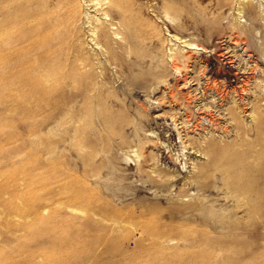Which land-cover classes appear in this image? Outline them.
<instances>
[{
    "label": "rangeland",
    "instance_id": "1",
    "mask_svg": "<svg viewBox=\"0 0 264 264\" xmlns=\"http://www.w3.org/2000/svg\"><path fill=\"white\" fill-rule=\"evenodd\" d=\"M3 1L0 0V6ZM140 2V13L144 9L146 13L141 16L154 21L156 29H141L142 35L134 45L135 59L124 62L125 69L109 66L101 56L104 62L101 70L94 59V52L99 53L100 46L94 44L86 21L95 12L91 3H84L77 22L63 25L57 31V43L52 42L53 49L50 47L53 54L43 63L31 57L25 64L28 79L36 77L41 70L45 72L49 66L54 68L58 77L51 98H58L60 101H55L62 102L59 106L42 110L36 108L33 100L24 104L14 98L6 100L3 93L12 94L14 87L0 82V143L3 144L0 184L7 172L17 169L12 191L19 195L16 201L22 204L19 212H15L2 202L10 198L8 193L0 194V248L6 254L13 253L10 251V247L15 251L13 244L27 242L28 246L21 244L24 252L18 255L17 264H21L20 260L22 264H51L43 252L51 249L57 254L62 237L41 233L42 225L38 222L41 219L51 226H61L73 242L76 252L59 264H264V208L254 209L256 190L247 188L246 204L237 209L235 194L224 184L242 181L251 185L254 176L247 169L223 174L218 169L220 158L207 162L210 156L197 145L213 136L226 142L235 140L238 146L248 143L249 149L264 147L263 133L249 135L232 126V114L241 125H254L250 106L230 110V106L238 103L249 104L257 94L255 85L264 83V57L259 59L262 62L243 88L242 73L256 65L244 49L227 43L226 51L234 62L221 64V57L218 65L208 62L215 52L216 40L211 41L206 51L192 50L184 43L199 39L191 27L184 31L172 29L170 25L178 21L152 11L148 6L155 2ZM235 8L231 4L221 19L224 27L234 23L231 18L238 17ZM10 9L0 7V19ZM257 20L264 26V5L258 10ZM240 21L250 24L244 17ZM59 32L62 35L58 37ZM112 36L121 41L120 34ZM79 43L92 62L84 69L86 72L81 64H75L71 74L68 51ZM175 50L188 60V65L181 58L171 60L169 55ZM229 68L240 72L239 75L225 76L223 72ZM100 72L104 76H99ZM84 74H89L85 80ZM75 75L78 89L74 92L79 95L86 92L90 97L93 88L101 86L102 77L111 81L103 87V99L111 104L110 108L116 109V104L122 107L114 112L120 125H105L101 107L95 106L94 114L93 104L85 115L81 113L83 109L79 105L83 101L68 93L69 85L73 84L71 77ZM234 88L241 92L235 93ZM72 101L76 102L75 108ZM259 105L264 112V98ZM242 159L255 164L257 158L242 155L238 162ZM197 165L207 166L208 175L203 181L212 184L210 188L203 190L196 183L190 184ZM26 172L35 175L33 198L36 203L39 201L35 211L25 208ZM76 195L91 200L90 206L74 199ZM199 201L204 206L189 211L198 218L187 211L183 217L168 214ZM81 207L90 210L83 213ZM201 215L217 223L202 220ZM66 219L73 225L67 226ZM252 220L258 224L253 225ZM113 221L121 224L120 227ZM30 226L34 228L29 230ZM175 227L186 228L187 235L169 240L160 234ZM81 230L85 234L80 245L76 235ZM27 231L36 233L34 239ZM79 248H85L86 253H78ZM29 249L34 258L27 255Z\"/></svg>",
    "mask_w": 264,
    "mask_h": 264
},
{
    "label": "bare ground",
    "instance_id": "2",
    "mask_svg": "<svg viewBox=\"0 0 264 264\" xmlns=\"http://www.w3.org/2000/svg\"><path fill=\"white\" fill-rule=\"evenodd\" d=\"M152 2L155 3L148 6L152 8V11H160L166 18L170 19L171 21H178L174 25H170L172 29L184 31L187 30V28L191 27V29L194 31V33H196L199 39L197 41H184V43H186L187 46L191 47L192 50L206 51L207 48L211 46V41H217L215 45H213L215 52L207 59L208 62L213 61L218 65V59L219 57H221V64L223 61H226V64L233 63V57L231 55H228V51H226V48H228V45H226L227 43L230 46L233 45V47L235 48L241 47V49H244L248 54V57L254 60L256 64L254 67L247 69L249 71L242 73V77H244V79L242 80L241 84L242 87L245 88V86L248 84L250 75L255 73V71L257 70V66L260 64V62H262L259 59H261L262 56L264 57V26H262L257 20L258 10H260V8L264 5L263 0H149L148 3ZM84 3H91L90 7L94 8V15L90 16L86 23L89 24L88 30L91 33L90 36L93 37L92 40H94V44L96 46H100V52H94V59L99 64L101 70H104V62H106L109 66L114 65L118 69H125L124 62H126L128 59L129 62H132L135 59L136 53L134 50V45L139 35H142L141 29H156V24L154 21H151V19L148 17L143 18L141 16V14L145 13V9L142 13H140L142 10V7L140 6V0H4L1 3L0 7L6 8L7 6H9L11 9L10 11L8 10V13L5 14V17H2L0 19V82L5 83L6 85H8V87H14V91L12 92V94L3 93V98H5L6 100L14 98L16 102L21 101L23 104L33 100V102H35L36 108H42V110L56 108L57 106H59V103H62L57 102L60 101L57 100L58 98H53L54 100L51 98V93L56 88V86L53 84L55 81H57L58 77L53 71L54 68L49 66V69L45 70V72L44 70H41L36 77L28 79L25 74V64L30 62L29 59L31 57H35L40 63H43L53 54L51 50L53 48L51 45L52 42L57 43V31L63 25L67 26L73 24V22H77L79 16L82 13ZM156 4H158L159 7H157ZM231 4L236 7L235 9L236 11H238V17L234 16L233 18H231L232 20H234V23L227 24L224 27L221 19L225 18L226 11L230 9ZM148 7L146 6V9H148ZM95 15L97 16L94 17ZM241 17L246 18L250 22V24L247 25L246 23H242L240 21ZM258 32L260 34L259 37H257ZM119 34L121 35L120 42L116 41L112 36H117ZM61 35L62 33L59 32L58 37ZM179 52L180 51L175 50L173 54L169 55L171 60H176L178 58L183 59V56L180 55ZM101 56H104V62H102ZM68 61V66L70 67L71 74H73L75 69L74 67H76L77 64H81L82 71L86 72L84 71V69L87 66L91 65L92 59L91 56H87L86 53L83 52V47L81 43H79L72 45L69 48ZM182 62L183 64H185V66L188 65L187 59H183ZM131 68V65L127 67L128 70H130ZM177 69H180V67H177ZM239 73L240 72L232 71L230 68L224 70L223 72L225 76H238ZM85 75L86 74H84V76ZM88 75L89 74H87V77L85 78L83 77V79L85 80L86 78H88ZM100 75L104 76L102 72L99 73V76ZM79 77L82 78V74ZM83 79L82 81L85 83ZM71 80H73V84L69 85L68 93L69 95H77L78 101H83L80 105L78 102L79 107L83 109L80 110L82 111L81 113H84L85 115L86 110H91L93 104L92 112L94 114L95 112H97L95 106L101 107L100 111L103 114L105 125H111L112 123L119 122V118L114 112L122 107L116 104V106H118L115 107L116 109L112 107L110 108L111 104L109 105L105 101V99H103V87L111 82L109 81V79H107L106 77H102L100 81L101 86L99 85L97 88H93V94L91 95V97L88 96L86 92H82L81 95L74 92L78 89V87H75L76 75L75 78H73L72 76ZM28 83L29 86H26ZM262 83L263 81L255 85L254 89L257 94H255L252 101L248 102L249 104L244 103L240 105L238 103L234 106H230L231 112H234L235 109L242 110L247 105L250 106V111L252 113V122L254 124L251 127L241 125L237 117L233 116V114L231 117V119L234 121L232 126L235 129L242 130L249 135L251 132H253L256 136L260 133L264 134V112L260 110L259 105V102L264 98V83ZM234 92L239 93L241 92V90L239 89L238 92L234 88ZM71 104L72 108H75L76 102L72 101ZM89 104L91 106L90 108L87 107ZM80 121L82 122L83 120L81 119ZM178 138L180 137L178 136ZM255 139L257 140V138ZM197 145L198 149L204 152L207 157L210 156L207 162H212L213 160L220 158L222 163L218 169L223 172V174L229 175V173H231L232 171L235 172L241 169H247L249 171V174L254 176L255 180L252 181L251 185H247L242 181L237 183L227 181V183H224L227 188H230L232 194H235V198L237 199V204L235 207L237 209L242 207L244 208L246 204V201H244L245 193L247 192V188L249 187L253 188L254 191L256 190L254 197V201H256L254 204V209L257 211L264 208V147L249 149L251 147L248 143L238 146L239 142L235 140L226 142L213 136L209 137L205 141H202L201 143H198ZM1 146H3V144L0 143V147ZM240 147L242 150H239ZM242 155L244 157L247 155L253 160L257 158L256 163L253 164L252 162H243V159L239 163L238 158L242 157ZM196 168L197 171L192 174V181L190 184H192V182L193 184L196 183L198 184V187L203 190H205L206 188H210L212 184L208 185L203 181L207 178L208 175L207 166L197 165ZM17 171L18 170L15 169L7 172L6 179L2 184H0V194L7 192L10 197L7 200H2V202H4L3 204H5L7 208L15 212H19L22 205L20 201V203L17 202L19 195L12 191L14 176L16 175ZM25 174L28 184L26 193L24 195L25 208L27 210L35 211L36 204L39 202L37 200L38 202L36 203V198H33L36 194V190L33 187L35 175L30 172H26ZM73 198L85 203L84 206L89 205V202L91 201L85 197L83 198L82 196L77 195L73 196ZM202 206H204V203L202 201H199L193 205L191 204V206L189 205V208L186 206L182 208L179 207L175 209V211H169L168 214L183 217L186 214L185 211H187L195 218H198L197 214H193L189 211L192 209L197 210V208ZM22 208L25 209L24 206ZM89 210L90 208L87 207L82 208L81 211L83 213H87L89 212ZM200 217L202 220H205L207 222H213V224L217 223L211 217L206 218L203 215H201ZM64 221L67 226L73 225V222L71 220L66 219ZM38 222L42 225H40L42 227V229L40 230L41 233L55 235L59 234L62 237V245L59 248V252L57 254L54 253V251L51 249L46 251L43 250V254L46 255L47 258L49 257L48 259H50L49 263L59 264L62 260L67 257L69 258L70 255L72 256V254L76 252V250H74L75 247H73V242H71L69 238L68 232L66 230H63L61 226H51L49 225L50 223L47 224L41 219H39ZM16 223L18 224V221ZM251 223L253 225L258 224L256 220H252ZM114 224L118 225L117 222H114ZM120 225L121 224H119L118 227H120ZM33 228L34 226H30L28 229L31 230ZM185 229L183 227H175L171 230H166V232L164 233L161 232L160 234H162V236H166L167 239L169 238V240H172L173 238L184 237L185 235H187V231ZM33 233L36 234L35 232L28 234L32 237ZM84 234L85 231L81 230L76 235L78 244L79 242H81L80 245L83 243L82 237L84 236ZM16 239L18 238L16 237ZM27 240L28 238L26 239V241ZM21 241L23 242L24 240L21 239ZM13 242L11 243L13 244ZM24 243L26 245L27 242ZM24 243L21 244L24 245ZM21 244H13V246H16L12 248L15 251L11 250L10 247V251H12L13 253L10 252L8 254H6L4 250L0 248V264H7L9 262L12 264H17L16 262L18 261V255L24 252ZM167 248L171 249L169 247ZM77 252L85 254L86 250L85 248H79ZM32 253L30 249L29 251H27V255L30 258H34L32 256ZM27 255L24 256L28 257ZM26 257H24V259ZM20 261L22 264L23 260ZM30 262L32 263V261ZM148 263L149 262H146V264Z\"/></svg>",
    "mask_w": 264,
    "mask_h": 264
}]
</instances>
